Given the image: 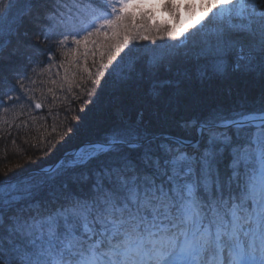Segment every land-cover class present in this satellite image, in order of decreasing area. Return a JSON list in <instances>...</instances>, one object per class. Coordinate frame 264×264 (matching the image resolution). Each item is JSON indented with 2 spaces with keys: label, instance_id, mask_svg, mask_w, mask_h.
Returning a JSON list of instances; mask_svg holds the SVG:
<instances>
[{
  "label": "snow or ice",
  "instance_id": "snow-or-ice-1",
  "mask_svg": "<svg viewBox=\"0 0 264 264\" xmlns=\"http://www.w3.org/2000/svg\"><path fill=\"white\" fill-rule=\"evenodd\" d=\"M30 31L74 58L37 62ZM89 56L96 77L115 61L114 112L0 178V264H264V0H0L4 113L41 109L30 85L54 66L53 85L81 61L95 84Z\"/></svg>",
  "mask_w": 264,
  "mask_h": 264
},
{
  "label": "trees",
  "instance_id": "trees-1",
  "mask_svg": "<svg viewBox=\"0 0 264 264\" xmlns=\"http://www.w3.org/2000/svg\"><path fill=\"white\" fill-rule=\"evenodd\" d=\"M191 18L192 23L199 18L198 7L195 16H191ZM159 20L164 21L169 20V18ZM183 21L184 18L182 17L180 24L177 26L179 31H183ZM26 27L30 26L26 25ZM33 37L36 38L34 41L32 40ZM26 40L31 45L39 44V49L34 57L37 62L46 61L52 51H56L57 61L72 60L75 56L74 53H70L68 48L63 49L62 52L57 51V45L54 42L41 43L39 36L34 31H30ZM145 42L154 47V45H151L150 40ZM156 43L168 44L178 43V41H171L166 38L163 41L157 39ZM140 44L144 43L140 42ZM88 62V66L93 72V79L96 80L95 84L90 79H85L87 73L84 71L81 61L79 67L72 66L67 75V82H64L62 87L53 85L51 80L57 79L54 75L56 71L60 72L59 79L61 81L65 79L63 69L54 66L50 73L45 72L41 77L44 81L43 85L39 84L38 81L36 84L30 85L34 88V92L31 94L36 97L35 102H40L43 105L41 109H35L33 101H28V105H31V107L25 105L23 101L15 103L8 113H4L3 109H0V117L7 120V123L0 120V150L4 148V142H6L2 140L15 139L16 141V146L9 144L7 162H5L3 151H0V178L14 176L25 169L36 168L37 165L48 166L54 164L65 149L73 146L72 143H66L72 137L68 135L72 126L69 115L72 112V117H76L78 120H80V117H84L83 126L90 130L87 133H92L95 136L103 135L106 122L114 112L116 99L121 92V80L116 74L111 77L108 76V72L111 71L115 61L99 77L95 76L96 68L92 66L91 56H89ZM105 62L107 63V57H105ZM98 63L99 57L97 56ZM44 66L46 67V65ZM25 67L31 75V67L27 65ZM39 70L38 68L37 71ZM25 83H28V81H25ZM192 87L200 89L202 85L197 82ZM21 96H23V93H21ZM44 136L47 137V141L51 140L47 146H42V137ZM58 139L63 141L61 145H59ZM45 153H49V155H45Z\"/></svg>",
  "mask_w": 264,
  "mask_h": 264
},
{
  "label": "rangeland",
  "instance_id": "rangeland-1",
  "mask_svg": "<svg viewBox=\"0 0 264 264\" xmlns=\"http://www.w3.org/2000/svg\"><path fill=\"white\" fill-rule=\"evenodd\" d=\"M197 2H198V0H197ZM197 10V9H196ZM157 17H158V19H168V17L165 15V14H163V13H161V12H158V14H157ZM183 18H184V27L182 28V30H184V29H186L187 27H189L190 26V24H192V21H191V19L193 18H191V16L189 15V14H186V13H184L183 14V16H182ZM36 39V38H35ZM34 39V37L32 38V40L34 41L35 40ZM142 43H144V44H146V42L145 41H142ZM148 45V44H147ZM152 45V44H151ZM150 46V45H149ZM85 79H88V76H86L85 77ZM110 86V85H109ZM107 96V95H106ZM96 111H97V109H95ZM73 112L69 115L71 118H69L70 119V121H71V124H72V126L70 127V129H69V132H68V135L69 136H72V131H71V129H73L74 128V126H76V125H78V124H80V120H78V118H74V117H72L73 115ZM68 120V119H67ZM84 124V123H83ZM86 128V129H85ZM95 128V127H94ZM94 130V129H93ZM88 131H90V130H88L87 129V127H84L83 125H81V127H80V132L81 133H87ZM47 136V135H46ZM46 136H44V137H42L43 138V140H42V142H43V144H42V146H47V145H49L50 143L49 142H51V140H49V141H47L46 140ZM59 140V139H58ZM2 141H6L8 144H11L10 142L12 141V140H2ZM6 142H4V143H6ZM60 143V144H59ZM59 145H61V143H63V141H60L59 140Z\"/></svg>",
  "mask_w": 264,
  "mask_h": 264
}]
</instances>
